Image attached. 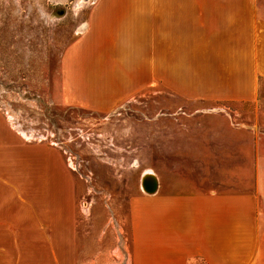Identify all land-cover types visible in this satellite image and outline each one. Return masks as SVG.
<instances>
[{"label":"crops","instance_id":"obj_1","mask_svg":"<svg viewBox=\"0 0 264 264\" xmlns=\"http://www.w3.org/2000/svg\"><path fill=\"white\" fill-rule=\"evenodd\" d=\"M61 74L63 101L89 110L161 81L188 101L264 113V0H94ZM251 131V187L132 198L130 264H264V139ZM77 195L61 151L0 111V264H77Z\"/></svg>","mask_w":264,"mask_h":264},{"label":"rangeland","instance_id":"obj_2","mask_svg":"<svg viewBox=\"0 0 264 264\" xmlns=\"http://www.w3.org/2000/svg\"><path fill=\"white\" fill-rule=\"evenodd\" d=\"M93 1L0 0V111L27 140L57 147L73 172L77 264H130V202L148 193L143 175L151 172L148 191L158 180L164 193L224 179L251 187L247 143L251 130L264 139V113L249 103L188 101L161 81L108 111L65 103L61 59Z\"/></svg>","mask_w":264,"mask_h":264},{"label":"bare ground","instance_id":"obj_3","mask_svg":"<svg viewBox=\"0 0 264 264\" xmlns=\"http://www.w3.org/2000/svg\"><path fill=\"white\" fill-rule=\"evenodd\" d=\"M149 176H151V172L150 171H147L144 175H143V177H142V179H141V187H142V189L144 190V191H147V192H149V193H151V192H154L156 189H157V184H155L154 185V187L153 188H150L151 190H147V188H146V182L148 183V181H146V179L145 178H148ZM153 182V181H152Z\"/></svg>","mask_w":264,"mask_h":264},{"label":"water","instance_id":"obj_4","mask_svg":"<svg viewBox=\"0 0 264 264\" xmlns=\"http://www.w3.org/2000/svg\"><path fill=\"white\" fill-rule=\"evenodd\" d=\"M149 193V192H148ZM152 193V192H151Z\"/></svg>","mask_w":264,"mask_h":264}]
</instances>
